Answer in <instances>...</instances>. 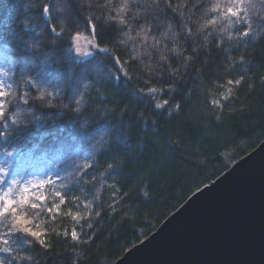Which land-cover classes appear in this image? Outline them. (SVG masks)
<instances>
[{
    "label": "trees",
    "instance_id": "16d2710c",
    "mask_svg": "<svg viewBox=\"0 0 264 264\" xmlns=\"http://www.w3.org/2000/svg\"><path fill=\"white\" fill-rule=\"evenodd\" d=\"M75 2L72 0L73 5ZM181 2L173 0L174 4ZM44 3L61 6L65 0H0V68L10 71L8 82L16 91L15 97L7 98L8 112L20 110V123L9 121L7 137L0 136V166L7 161L10 177L25 172L52 180L53 185L41 190L49 206L54 191L66 194V203L55 220L45 212L36 218V223L44 221L48 248L21 233L10 238L21 255L30 257L17 259L15 264H114L194 192L264 140V31L255 23L257 15H253L252 26L259 35L240 37L245 25L228 26L226 20L201 29L218 15L210 10L216 0H199L196 8L197 0H188L183 17L171 11L167 18L160 16L161 22L151 28L145 52L143 35H137L145 26L143 15L139 23L131 18L140 9L132 7L127 16L131 31L118 20L107 19L116 14L114 10L54 13L57 19L52 23L63 20L85 36L90 35L85 15L91 11L98 17L94 21L96 40L114 49V55L124 61L130 69L129 77H124L113 56L98 50L87 58L72 59L75 53L65 51L69 47L67 34L52 45L54 34L40 11ZM253 3L264 14L260 0ZM185 23L195 33L193 37L183 31ZM125 33L134 39L129 40ZM173 33L177 34L175 41ZM153 37L160 40L156 48L151 47ZM26 44L38 46L35 56ZM173 47L175 52L168 50ZM161 51L168 60L160 61ZM189 55L191 61L186 60ZM172 68L178 69V76L171 75ZM38 74L51 81L47 91L53 96L43 101L31 98L38 95L36 89L21 86L22 76ZM240 77L239 85L227 84ZM168 84L174 89L165 87ZM149 87L164 90L155 96L132 94L134 89ZM227 88L232 89L231 94ZM25 91L28 104L19 100ZM81 92L84 102L76 111L75 101ZM213 99L219 105H214ZM163 100L169 103L157 109L155 104ZM4 131L0 123V132ZM102 135L105 138L100 145ZM13 148V155L6 157L5 152ZM93 159L91 168L77 172L81 163L91 164ZM109 164L114 167L106 171ZM84 172L89 174L84 176ZM73 196L79 199L72 200ZM86 200L92 201L90 212L84 208ZM69 210L81 213L78 223L62 214ZM73 227L79 241L71 237ZM64 231L69 235L64 236Z\"/></svg>",
    "mask_w": 264,
    "mask_h": 264
},
{
    "label": "snow or ice",
    "instance_id": "6c2138e0",
    "mask_svg": "<svg viewBox=\"0 0 264 264\" xmlns=\"http://www.w3.org/2000/svg\"><path fill=\"white\" fill-rule=\"evenodd\" d=\"M163 3L164 7L161 8L160 5ZM260 5L264 8V0H260ZM199 6V0L193 5V8ZM132 7L140 9L141 12L136 13L131 18L139 23V17L141 13L143 19L145 20V26L140 28V31L137 35H143L141 43L144 46V51L147 52L149 45L147 41L149 39V33L153 26L158 25L160 21V16L163 15L167 18V12L171 11L173 13H179L181 17L184 16L182 9L188 7V0H182L181 3H173V0H143L141 3L140 0H121L120 3L116 4L114 0H104V3L101 4L98 0H76L75 5H73L72 0H65V3L61 6H58L55 3L49 4L44 3L40 7V11L47 18V27L50 33L54 34V39L50 41L52 45H55V39L60 38L67 34V42L69 47L65 49L68 54L75 53V56L71 57L75 59L76 57H89L93 55V49L98 50L101 53H106L113 56L114 64L118 66L117 71L121 73L124 77H129L130 69L125 67L124 61L121 60L119 56L114 55V49L109 48L107 45H101L96 40L98 35L97 25L94 23L95 20H98V17H95L91 11L85 15V22L89 26L90 35L85 36L84 33L80 30H72L70 25L66 24L63 20H58L56 23H52L53 20H56L57 17L54 16V13L60 14L65 13L66 11L71 14H75L74 10L83 11L84 9L89 10H100L107 9L108 11H115V15H110L107 19L112 21L119 22L120 25H124L129 28L131 31V25L128 21V14ZM211 11L216 12L218 15L212 19H208L205 24L201 25V29L206 28L208 25H216L218 20H226L228 26L233 25L234 23H243L245 25V30L239 33L240 37H248L249 35H259L253 28V15H257L259 18L255 20V23L261 26V30L264 31V14H261V10L257 9V5L253 3V0H226V2H221V0H216V3L212 4ZM153 16V20L149 21V16ZM188 21L192 20V16L187 17ZM27 24V21L24 22ZM171 25L169 24V28ZM183 31L187 33L189 37H193L195 33L191 27H188L185 23ZM129 40L134 39L128 33H125ZM177 34L173 33V40L175 41V36ZM162 36L166 37L167 33H163ZM229 38H231L229 34ZM207 40V36H205ZM160 45V40H156L153 37V44L151 47L156 48ZM26 49L31 51L35 56L37 53L38 46L36 44H26ZM167 48V45H164ZM171 52H175L176 48L173 47L168 49ZM134 60L135 57H130ZM160 61L168 60V56L164 55L161 51L159 56ZM193 56L189 55L186 57L187 61H191ZM243 60V57L240 58ZM187 67V64L184 65ZM171 75L178 76V69L172 68ZM10 76V71L5 68H0V123L3 124L5 129L4 132H0V136L7 137V129L9 128V121L12 125H18L20 123V110L8 112V97H15L16 91L13 89V85L8 82ZM68 79L71 80V75L69 74ZM115 79L119 80L120 77L116 76ZM243 77L235 80H228V85H239ZM21 86H31L37 90L38 95L31 97L34 100H45V97L53 96L52 92H48L47 88L51 86V81L47 79L44 74H38L36 77L33 76H22L21 77ZM167 87L169 90H173L174 86L168 84ZM85 90H87V85H85ZM163 88L149 87V88H139L132 90L133 96L140 97L143 93H148L152 96H155L156 93L162 92ZM228 94H231L232 89L227 88ZM58 94V93H57ZM80 99H77L75 103L77 104L76 111L80 110V106L84 102L83 92L79 93ZM228 96L225 95L224 99H227ZM19 100L24 104L29 102V93L27 91L23 92L19 96ZM48 106H52L51 100L47 101ZM169 103L168 100H163L162 102H157L155 107L157 109L163 108ZM212 103L214 105H219V101L213 99ZM66 107V106H65ZM175 108L179 109V105H174ZM37 119H39L37 117ZM105 135H102L99 140V144L104 143ZM16 151L13 148L12 151H6L5 156L11 157ZM95 164V160H92V163H81L77 172H80L84 169H89ZM114 166L112 164L108 165L106 171H110ZM89 173L84 172L83 175L86 176ZM103 175V173H101ZM10 170L7 167V161L4 166H0V264H15L17 259L28 260L30 257L26 255H21L18 249L12 246L13 242H10V238L16 234L21 233L24 237L34 238L40 245L44 248H48L50 245L46 242V230L42 228L44 221L36 223V218L41 215L42 212L51 214V219L55 220L56 215L61 213V206L66 203V194L60 191H54V199L51 201V206L46 202V196L42 189L46 185H53L54 182L50 179H41V180H23L22 177L18 175H11ZM7 178V179H6ZM64 187V185H61ZM58 198V202H57ZM72 200H78V197L73 196ZM84 208L89 212L92 209V201L86 200L84 202ZM33 212L32 215L29 213ZM65 216H71L74 221L77 223L81 219V213H73L71 210L62 213ZM99 215V213H97ZM91 227V225H89ZM58 235L60 233H57ZM64 236H68V231L62 233ZM71 237L73 240L79 241L80 236L73 227L71 231ZM31 243V241H29Z\"/></svg>",
    "mask_w": 264,
    "mask_h": 264
},
{
    "label": "water",
    "instance_id": "95a60500",
    "mask_svg": "<svg viewBox=\"0 0 264 264\" xmlns=\"http://www.w3.org/2000/svg\"><path fill=\"white\" fill-rule=\"evenodd\" d=\"M114 264H264V140Z\"/></svg>",
    "mask_w": 264,
    "mask_h": 264
},
{
    "label": "rangeland",
    "instance_id": "374dc122",
    "mask_svg": "<svg viewBox=\"0 0 264 264\" xmlns=\"http://www.w3.org/2000/svg\"><path fill=\"white\" fill-rule=\"evenodd\" d=\"M95 50H96V49H93V53L95 52ZM78 58H80V57H78ZM84 58H87V57H83V58H80V59H84ZM16 175H18L19 177H22L23 180H25V181H26V180H34V181H36V180H40V179H38L36 176L26 174L25 172H20V173H17Z\"/></svg>",
    "mask_w": 264,
    "mask_h": 264
},
{
    "label": "clouds",
    "instance_id": "9594fccd",
    "mask_svg": "<svg viewBox=\"0 0 264 264\" xmlns=\"http://www.w3.org/2000/svg\"><path fill=\"white\" fill-rule=\"evenodd\" d=\"M97 130H98V131H103L104 129H102V128H98Z\"/></svg>",
    "mask_w": 264,
    "mask_h": 264
}]
</instances>
